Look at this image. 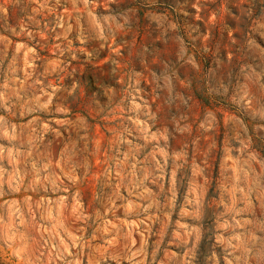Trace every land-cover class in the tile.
<instances>
[{
	"label": "clouds",
	"instance_id": "clouds-1",
	"mask_svg": "<svg viewBox=\"0 0 264 264\" xmlns=\"http://www.w3.org/2000/svg\"><path fill=\"white\" fill-rule=\"evenodd\" d=\"M65 5L71 7L74 24H68V13L57 16L55 26L60 27L61 20L65 25L61 30L64 37L61 44L65 46H53L64 60L58 56L52 67L47 63L50 58L37 56L42 70L36 71L31 79L26 75L19 85L13 82L11 88L5 81L3 91H0V107L9 111L0 115V121L11 129L12 118L17 113L20 117L31 113L63 114L64 119L58 123L62 125V131L69 133L65 137L41 145L39 141L43 136L33 135L36 132L33 128L25 139V129L37 123L38 118L34 117L26 125H16L18 131L13 138L24 146V150L16 155L22 169L27 168V174L32 176L28 188H34L38 182L43 187L44 181L53 177V190H68L70 198L77 201L73 212L79 210V214L75 215L73 223L76 220L83 222L85 228L91 229V235L85 237L83 230L78 228L80 237L74 242L89 248L88 264H103L104 253L114 244L110 241L108 245L97 247L90 243L104 239L100 228L104 218L100 210L115 212V201L123 200L120 188L128 191L129 197L143 198L147 191L143 184L151 173L143 169L141 178L136 179L137 171H141L136 167V155L156 138L165 141L164 146L153 145V151L145 159L155 161L156 152L168 159L164 150L168 147L167 139L174 138V133L190 131L187 124L181 127V120L177 119L181 113L187 116L196 110L201 114L209 110L233 113L230 119L238 131L245 135L246 128L255 132L254 141L243 142L245 147L254 145L249 149L254 154L244 161L248 172L241 169L240 180L254 185L258 176H264V157L259 156L264 151V0H220L221 6L215 10L216 19L222 21L226 14L232 24L228 30L236 34L237 41L233 55L223 64L209 58L210 63L198 61L191 68L188 67L191 60L179 66L166 55V46L161 43L163 37L156 34V29L162 27L161 21L166 22L163 25L165 31L177 30L168 9L161 11V0H55L53 7ZM44 7L47 8V4ZM153 21L156 22L155 28ZM27 22L39 23L33 16H28ZM26 27V21L21 19L20 32L14 31L13 35L31 38V33H25ZM139 31H143L146 37L144 47H132L134 41L129 37H135ZM69 32H73L74 39L79 41L77 47H72V41L67 40ZM45 89H51V92ZM53 96L55 101L50 99ZM141 96L145 97L141 103L132 102ZM95 125H99L102 132H108L107 136L100 137L102 143L96 142L99 134L94 132ZM149 125L156 128L155 133L148 132ZM200 127L204 128V124L201 123ZM141 139L143 144L139 143ZM133 140L137 142L133 143ZM121 144L127 146V151L119 153L118 157L112 149ZM253 163L259 166V173ZM57 168L59 175L56 174ZM155 168L163 173L161 163L157 162ZM38 172L47 174L41 178L37 176ZM207 175L208 183H211L210 171ZM252 190V187L246 189L247 192ZM260 191L264 197V189ZM81 199L86 202L85 207H81ZM120 207L124 208L125 215L143 211L135 203L121 204ZM41 219L51 220L52 217L42 214ZM249 223L252 227L244 233L232 235L228 240H217L231 249L230 257L237 253L227 264H264V221ZM235 227H243V224ZM56 228L67 231L59 214L49 232L54 233ZM3 229L4 246H0V251L7 256L15 255L19 249L23 251L22 264H39L40 256L35 253L51 241L41 245L44 237L33 235L35 228L31 221L27 224L21 221L14 232L11 224H4ZM181 243L187 245L188 241L182 240ZM190 252L191 249L185 253L189 258ZM60 258L56 256V259ZM108 258L119 264L114 248ZM125 258L131 259L127 255ZM21 260L14 264H21ZM75 264L79 262L75 261Z\"/></svg>",
	"mask_w": 264,
	"mask_h": 264
},
{
	"label": "rangeland",
	"instance_id": "rangeland-1",
	"mask_svg": "<svg viewBox=\"0 0 264 264\" xmlns=\"http://www.w3.org/2000/svg\"><path fill=\"white\" fill-rule=\"evenodd\" d=\"M54 3L55 0H0V91H3L5 81L11 88L13 82L19 85L26 75L31 79L36 71L42 70L37 56L50 58L47 63L52 67L55 66L52 62L58 56L61 61L64 60V56L59 55L53 46H65L61 44V39L64 38L61 30L65 25L61 20V26L56 27L55 21L57 16L63 17L68 13V24H74L73 13L69 5L53 7ZM161 3V11L168 9L170 20L177 25V30L165 31L163 25L166 22L161 21L162 27L156 29V34L162 35L161 43L166 46V55L174 59L177 65L183 66L191 60L192 63L188 64L191 68L198 61L210 63L209 58L223 64L233 55L232 50L237 41L236 34L228 30L232 24L226 14L222 21L216 19L215 10L221 6L220 0H200V3L197 0H161ZM45 4L47 8L44 7ZM28 16H33L39 23L27 22ZM21 19L26 21L25 33H31V38L28 35H13L14 31L20 32ZM152 24L155 28L156 22L153 21ZM129 39L134 41L132 47H144L146 37L143 31H139ZM67 40L72 41V47L79 45L73 32L67 34ZM144 83L147 87V79ZM55 87L53 84V88ZM45 91L50 93L51 89ZM148 91L151 92V89ZM23 98L21 93V99ZM144 98L141 96L139 100L133 99L132 102L139 104ZM147 98L154 103L151 96ZM12 99L15 100V97ZM50 99L55 101L54 96ZM6 111L9 110L0 107V115H4ZM185 116L186 113H181L177 119L181 120V127L187 124L190 131L174 133V138L167 139L168 147L164 150L168 159L159 152L155 153V161L145 159L153 151V145L164 146L165 141L156 138L136 155V167L141 169L137 171L136 179L141 178L143 169L151 173L149 180L143 184L147 189L143 198L136 195L129 197L128 191L120 188L123 200L115 201V212L105 213L96 209L101 211L104 218L100 224L104 239L90 243L99 247L114 241L108 252L104 253L103 264H117L116 260L108 258L113 248L119 264H185V261L187 264H227L237 253H232L230 257L228 253L231 249L217 243V240H228L232 235L244 233L252 227L250 221L254 220L256 224L264 221V197L260 191L264 189V176H258L254 185L240 180L241 169L248 172V165L244 161L254 154L249 150L254 145L245 147L243 142L254 141L255 132L246 128L245 135L238 131L230 119L233 113L226 110H209L204 114L196 110L187 119ZM34 117L38 118L37 123L25 129V139L33 128L36 129L33 135L43 136L39 141L41 145L69 134L62 131V125L58 123L64 119L61 113H31L27 117H20L17 113L12 118L11 129L0 121V246H4V224H11L14 232L21 221L26 224L31 221L35 228L33 235L44 237L40 244L51 241L35 253L40 256L39 264H52L53 260L55 264H75V261L88 264L89 248L74 242L80 237L78 228L83 230L85 237L91 235V229L85 228L83 222L76 220L73 223L75 215L79 214V210L73 212V205L77 201L70 198L68 190L54 191L51 183L53 177L44 181L43 187L38 182L34 188H28L32 176L27 174V168L22 169L17 159V152L23 151L24 146L13 138L18 131L15 126L26 125ZM201 123L204 128L200 127ZM155 131L156 128L149 125L148 132L151 134ZM94 132L99 134L97 143L103 142L100 137L108 135L107 131H101L99 125L94 126ZM136 142L133 140V143ZM139 143L143 144V139ZM112 150L119 157V153L127 151V146L114 145ZM259 156L264 157V151ZM157 162L163 165L162 174L155 168ZM39 167L37 164V168ZM253 167L259 173V166L253 163ZM209 171L211 183H208ZM46 174L38 172L37 176L42 178ZM56 174L59 175L58 168ZM248 187L253 190L247 192ZM79 203L81 207L86 206L83 199ZM131 203H135L143 211L125 215L124 208L120 205ZM42 214L50 215L52 219L42 220ZM58 214L67 231L56 228L54 233H50L49 229L56 223ZM237 224H243V227H235ZM182 240H187L188 244L181 243ZM193 244L195 247H192ZM125 245L128 247L125 248ZM190 249L191 258L185 255ZM57 255L61 258L56 259ZM125 255L131 259L125 258ZM22 257L23 251L19 249L15 255L7 256L0 251V264H14Z\"/></svg>",
	"mask_w": 264,
	"mask_h": 264
}]
</instances>
